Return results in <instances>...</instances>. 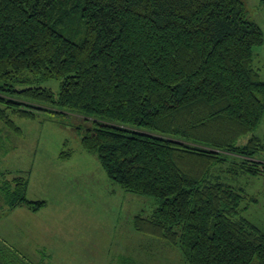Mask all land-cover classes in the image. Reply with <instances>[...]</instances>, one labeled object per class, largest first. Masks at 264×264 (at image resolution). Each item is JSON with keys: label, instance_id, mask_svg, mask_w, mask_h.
Masks as SVG:
<instances>
[{"label": "trees", "instance_id": "obj_1", "mask_svg": "<svg viewBox=\"0 0 264 264\" xmlns=\"http://www.w3.org/2000/svg\"><path fill=\"white\" fill-rule=\"evenodd\" d=\"M263 42L244 0H0V120L21 133L14 115L78 116L81 144L107 176L155 198L153 212L134 216L137 232L169 243L183 264H264L248 194L214 177L264 174L253 133ZM28 185L0 183L10 208L46 205Z\"/></svg>", "mask_w": 264, "mask_h": 264}, {"label": "rangeland", "instance_id": "obj_2", "mask_svg": "<svg viewBox=\"0 0 264 264\" xmlns=\"http://www.w3.org/2000/svg\"><path fill=\"white\" fill-rule=\"evenodd\" d=\"M244 2L250 19L264 33V0ZM255 53L264 81V42ZM31 78L32 85L60 90L55 78ZM36 115L12 117L21 133L0 120L1 185L9 182L14 188L15 178L25 177L28 198L46 201L38 211L10 208L0 190V263L183 264L176 248L134 229V216L149 215L156 200L128 191L107 176L97 155L81 144V132L72 124L78 116L60 123L48 113ZM253 133L264 141V111ZM62 151H71V157L61 158ZM258 158L264 160V151ZM214 177L245 189L250 205L244 216L264 229V174L218 171ZM251 196L258 201L251 203Z\"/></svg>", "mask_w": 264, "mask_h": 264}]
</instances>
